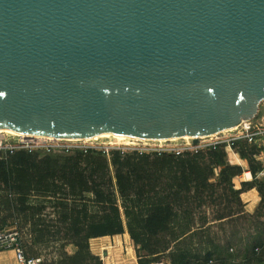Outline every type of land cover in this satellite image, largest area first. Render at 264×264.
Listing matches in <instances>:
<instances>
[{"label":"water","instance_id":"obj_1","mask_svg":"<svg viewBox=\"0 0 264 264\" xmlns=\"http://www.w3.org/2000/svg\"><path fill=\"white\" fill-rule=\"evenodd\" d=\"M264 99V0H0V126L198 138Z\"/></svg>","mask_w":264,"mask_h":264},{"label":"trees","instance_id":"obj_2","mask_svg":"<svg viewBox=\"0 0 264 264\" xmlns=\"http://www.w3.org/2000/svg\"><path fill=\"white\" fill-rule=\"evenodd\" d=\"M178 149L17 150L0 159V231L13 224L26 259L104 264L90 240L128 232L136 264H264V165L245 140ZM260 175V177H259ZM256 189L252 213L241 193ZM74 248L69 253L67 246Z\"/></svg>","mask_w":264,"mask_h":264},{"label":"rangeland","instance_id":"obj_3","mask_svg":"<svg viewBox=\"0 0 264 264\" xmlns=\"http://www.w3.org/2000/svg\"><path fill=\"white\" fill-rule=\"evenodd\" d=\"M244 122L238 125L236 130L233 132L226 131L224 133L218 132L217 134L213 136H208L203 139H198L197 145H204L210 141L214 140H222L227 137H231L234 135L239 134L242 131ZM13 137V136H10ZM38 144L40 145H51L50 150L51 152L46 154H53V155H60L68 152V149L72 148H82V147H103V148H165V149H171V148H183V147H191L193 146L192 140L180 139V140H169L162 145H160L156 141H141V140H131L132 144L130 146L126 145H117V144H111L110 140L108 139H101L99 142L100 144H91V143H81V142H73V141H52V142H45V140H40ZM113 141V140H112ZM73 142V143H72ZM106 142V143H104ZM102 143V144H101ZM135 143V144H134ZM227 144V161L230 164L240 165L243 169V172L241 175L234 178V183L236 188L240 187V183L243 181H249L252 179V176L250 174V171L248 169V162L246 159H242L239 157L237 152L233 150L230 145H228L227 142H224ZM258 147L260 148V152L262 153L260 158L262 159H256L260 161L264 165V144L263 141L258 142ZM4 157V156H2ZM0 157V159L2 158ZM249 173L250 176H247L246 174ZM260 177V175H259ZM241 199L245 203V209L247 212L252 213L259 201V196L257 194L256 189H251L249 191L241 193ZM7 229L6 227L3 228V230ZM70 248L66 247V250ZM90 249L94 254H97L103 261L104 264H136V257H135V244L130 239L128 232H124L122 234L114 235V236H105V237H98L90 240ZM68 251V250H67ZM71 251V250H70ZM161 264V263H158Z\"/></svg>","mask_w":264,"mask_h":264},{"label":"built area","instance_id":"obj_4","mask_svg":"<svg viewBox=\"0 0 264 264\" xmlns=\"http://www.w3.org/2000/svg\"><path fill=\"white\" fill-rule=\"evenodd\" d=\"M242 124V123H241ZM38 138L35 135L27 134L25 136H19L17 139H2L0 137V157L5 156L7 153H13L17 150H25L28 152H38L40 154H46L51 152V145H40L37 141ZM245 140L248 143H252L258 146V142L263 141L264 144V99L259 105L256 115L249 120L244 121L242 131L234 136L224 138L222 140L210 141L204 145H193L189 148H196L200 146H212L217 143L227 142L230 145L234 141ZM264 146V145H263ZM171 148V149H178ZM69 150V149H68ZM261 152L255 156L260 158ZM19 233L15 229L0 231V250L13 249L16 252V259L18 264H41L42 259H26L22 253V250L18 244Z\"/></svg>","mask_w":264,"mask_h":264},{"label":"bare ground","instance_id":"obj_5","mask_svg":"<svg viewBox=\"0 0 264 264\" xmlns=\"http://www.w3.org/2000/svg\"><path fill=\"white\" fill-rule=\"evenodd\" d=\"M246 120H241L239 122L243 123ZM238 124V125H239ZM238 125H236L233 128H229V129H222L221 131H219L220 133H224L226 131H230L233 132L234 130H236V128L238 127ZM217 134V133H215ZM213 134V135H215ZM27 134L25 133H21V132H17L14 129H12L11 127L8 126H0V137L2 139H17L19 136H25ZM32 135V134H31ZM210 135V136H213ZM13 136V137H10ZM209 136V135H208ZM208 136H201L198 139H203L206 138ZM36 138L40 139V140H45V142H54V141H73V142H81V143H91V144H100L99 142L101 139H108L110 140L111 144H117V145H126V146H130L132 144L131 140H143V141H156L158 142L160 145H162L163 143L169 141V140H180V139H184L187 140V142L189 140H193L194 137L190 136V135H183L181 137H171L168 139H143V138H136V137H132V136H127V135H118V134H114L111 132H104V133H100L98 135H93L91 137H87V138H70V137H64V138H55L53 136H49V135H35ZM113 140V141H112ZM72 142V143H73ZM106 143V142H104ZM189 143V142H188ZM102 144V143H101ZM135 144V143H134ZM247 176H250L249 173L246 174Z\"/></svg>","mask_w":264,"mask_h":264},{"label":"crops","instance_id":"obj_6","mask_svg":"<svg viewBox=\"0 0 264 264\" xmlns=\"http://www.w3.org/2000/svg\"><path fill=\"white\" fill-rule=\"evenodd\" d=\"M6 228L7 229L5 230L14 229L15 228L14 223L7 225ZM67 247H69L71 250L70 251L69 249H67L69 253L73 252L74 248L71 245ZM0 264H18L15 250L13 249L0 250Z\"/></svg>","mask_w":264,"mask_h":264}]
</instances>
